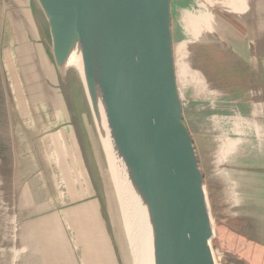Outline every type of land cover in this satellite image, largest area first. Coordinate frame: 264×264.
<instances>
[{"label":"water","instance_id":"water-1","mask_svg":"<svg viewBox=\"0 0 264 264\" xmlns=\"http://www.w3.org/2000/svg\"><path fill=\"white\" fill-rule=\"evenodd\" d=\"M31 1L54 81L47 86L46 77L38 90L60 101L68 123L78 126L94 196L118 256L126 246L120 240V249L112 233L95 169L101 149L116 183L117 146L144 211L154 264H217L215 222L179 85L175 0Z\"/></svg>","mask_w":264,"mask_h":264},{"label":"crops","instance_id":"crops-1","mask_svg":"<svg viewBox=\"0 0 264 264\" xmlns=\"http://www.w3.org/2000/svg\"><path fill=\"white\" fill-rule=\"evenodd\" d=\"M8 2L7 5L5 0H0V34L3 31L7 41H1L0 37V63L12 69L15 76L22 75L27 87L36 90L34 95L31 93L33 99L28 98L33 100L36 114L43 115L41 119L29 116L27 121L19 123V136L12 141V204L21 214L15 217L11 264H98L101 258V264H121L111 257L115 246L102 215L98 216L99 224L95 226L89 155L84 153L78 126L68 123L60 101L57 104L47 100L38 90L46 77L47 86L54 81L48 77L45 41L35 24L33 3L31 0ZM220 2L223 0L213 3L218 6L213 34H220L217 26L224 28V23H230L219 11ZM249 2L252 6L262 5L263 12L258 14L253 6L246 19L237 15L234 20L238 24L231 21L239 32L246 30L247 41L239 39L227 45L217 42L236 54L248 71L244 78L238 74L230 78L217 75L214 85L205 75L210 91L203 98L205 117L214 114L210 119L222 136L221 145H217L221 147L216 148L215 155L216 185L214 182L210 188L215 217L212 241L221 256L234 260L232 264H264V0ZM208 7L211 6L207 0H175V42L177 32H183L181 35H187L189 40L212 33L208 28L213 13ZM191 8L196 12H185ZM185 24L191 28L187 30ZM26 103L31 106L28 100ZM29 106L28 114L31 113ZM90 160L94 165L92 154ZM35 191L41 202L45 201L47 210L23 215L22 209L29 204L27 196L32 197L33 192L37 198ZM77 205L86 207L87 214H92L88 229L90 222L94 233L102 234H97L100 258L94 259L93 248L88 253L86 244L72 227V213ZM48 212L52 217L45 216Z\"/></svg>","mask_w":264,"mask_h":264},{"label":"rangeland","instance_id":"rangeland-1","mask_svg":"<svg viewBox=\"0 0 264 264\" xmlns=\"http://www.w3.org/2000/svg\"><path fill=\"white\" fill-rule=\"evenodd\" d=\"M215 0H207V2L210 3V10H212V22L209 25L208 30L212 32L214 29V23L217 21L216 15H215V8L218 7L217 3L213 4ZM250 0H223V3L220 2V9L219 11L225 15L227 18L231 19L234 24H238L234 17L237 15H243L246 19L247 16H249V11L252 10L253 6L249 2ZM181 4H179L180 6ZM254 11H256L258 14L263 12L262 5L256 4ZM190 11L189 13H195V9H186L185 12ZM216 11V12H219ZM236 14V15H235ZM242 18V16H240ZM226 21H229L228 19ZM191 19V24H192ZM190 24V23H189ZM199 24V23H197ZM185 27L187 30L191 28V25L185 24ZM237 26H232L231 23H224L220 27L217 26L216 31L220 34H213L212 33H206L202 36L204 37L202 42L204 40H212L211 37H215L218 41H220L223 44L227 43H233L239 41V39L246 40V30L245 32L241 33L239 32V28L236 29ZM232 29V31H231ZM176 34V42H175V50H176V58H177V69H178V75H179V85L180 90L183 96V102H184V112H185V118L187 120V123L192 131V134L194 136L195 145H196V151L198 153L199 159H200V165L202 167V170L204 172V183L206 187V191L208 194V202L210 206V211L212 218L215 222V217L213 214V208H212V202H211V186L215 182L216 185V179H213L214 177V169H215V155H216V148L221 147L217 146L218 144L221 145L222 142V136L221 132H217L215 122L212 121L210 118L211 116H214V114L208 115L206 117L209 118L210 121L205 117L204 112V96H207L209 94V87L206 82V76L205 72L203 70V66L200 64L198 59V49L196 42L201 38L197 39H187V35H181L183 32H177ZM1 41H6V34L2 31L0 34ZM258 39V38H257ZM205 44V43H204ZM209 43L205 44L208 45ZM3 63V60H2ZM2 68V80L4 89L6 92V105H7V111H8V118H9V130L11 139L13 141V138H18L19 136V126L18 124L21 122H25L28 120L29 116H33L35 119H41L43 116L37 115L36 111L37 109L33 106V100H30L28 96L34 95L36 91L30 90L29 87L26 85V81L23 79V76H15L14 71L12 69H9L8 66L5 64H1ZM209 96V95H208ZM33 99V98H32ZM26 100H28L29 106L26 103ZM261 102V101H259ZM27 106L31 109V113L28 114ZM208 114V113H207ZM259 115V114H258ZM243 117V115H242ZM65 147V146H64ZM99 151V150H98ZM100 158L96 157L95 155V169L97 174V189L100 193V196L102 198V205L104 207V212L107 217L108 223L110 224L112 228V233L114 236L118 238V243L120 249H122V243H124V246H126V254L125 251H122L123 253L118 256L116 253L114 247V252L112 250L111 257L113 259H117L118 262L121 260L123 261V264H134L133 259L130 254V250L128 247V244L126 243V235L124 230V222L123 217L121 213L120 208V202L118 198L116 183H113V178L111 174L109 173L107 164L105 160L103 159V155L101 153L100 149ZM66 179H70L69 177H66ZM65 179V180H66ZM31 187V184H30ZM32 188V187H31ZM73 188V187H72ZM35 197L34 193L32 192V197L27 196V200L29 201V204H26L25 207L22 209L23 215H34L35 213H45L43 212L44 209H46L47 205L45 204V201L41 202L40 195L37 191ZM33 198V199H32ZM34 200V201H33ZM33 201V203H32ZM38 203L39 208L36 207V203ZM40 202L42 204H40ZM97 204V205H96ZM75 211L72 213L73 215V221H72V227L74 231H76L81 236V241L84 242V248L88 250V253L91 254V248H93V256L94 259L100 258L101 250H100V244H99V238L97 234L102 235L101 233L95 234L94 231L91 229V224L89 222V229H88V219L90 220V215L92 217V214L88 215L86 212V207L84 209L81 208V206H76ZM94 209H95V223L96 228L99 224L98 221V210L100 211L101 208L98 206L97 198L94 196ZM47 210V209H46ZM21 210L16 209L15 205L12 204V211H8L5 216V225L7 227L5 228V236L9 235L10 226H11V234H13V229L15 227V217H20ZM68 215V214H67ZM45 216L52 217L51 213L48 212ZM44 216V217H45ZM75 216V217H74ZM69 217V215H68ZM36 218V217H33ZM100 219V218H99ZM105 222V221H104ZM117 227L119 229L120 237L117 234ZM105 231V229H104ZM106 236V235H105ZM107 237V236H106ZM107 240L109 241L108 237ZM121 240V242H120ZM113 241V239H112ZM114 242V241H113ZM117 242V241H116ZM106 243V241H105ZM212 248L214 251V256L216 259L217 264H232L235 263L232 258L221 256L219 252L216 251V249L213 246ZM115 244V242H114ZM127 244V245H126ZM112 248V246H111ZM124 248V247H123ZM0 252L4 253L6 252V247L4 245L0 246ZM115 253V254H114ZM101 260L98 262V264H101Z\"/></svg>","mask_w":264,"mask_h":264},{"label":"trees","instance_id":"trees-1","mask_svg":"<svg viewBox=\"0 0 264 264\" xmlns=\"http://www.w3.org/2000/svg\"><path fill=\"white\" fill-rule=\"evenodd\" d=\"M223 17L231 23V19L225 15ZM200 38L196 44L198 49V59L203 66L205 75L214 85L217 75L230 76L238 74L244 78L248 68L246 64L237 59L236 54L227 48L220 47L215 38L212 40H204ZM209 43L208 45L205 44ZM217 43V44H216ZM1 61V60H0ZM231 62V63H230ZM187 121V120H186ZM13 173H14V154L13 143L9 130V118L6 105V92L2 80V68L0 63V246L6 247V252H0V264H11V244L12 234L11 226L9 235L5 236V210L12 211L13 201ZM97 205V204H96ZM98 210V216H101Z\"/></svg>","mask_w":264,"mask_h":264},{"label":"bare ground","instance_id":"bare-ground-1","mask_svg":"<svg viewBox=\"0 0 264 264\" xmlns=\"http://www.w3.org/2000/svg\"><path fill=\"white\" fill-rule=\"evenodd\" d=\"M100 114L102 116V122H104L105 116L101 107ZM117 152L119 157L116 159L114 177L118 189L126 236L129 240L133 260L135 264H154L151 234L150 231H147L143 219L142 212L144 213V211L140 199L132 187L125 157L118 146ZM117 234L118 236L120 235L118 227Z\"/></svg>","mask_w":264,"mask_h":264},{"label":"built area","instance_id":"built-area-1","mask_svg":"<svg viewBox=\"0 0 264 264\" xmlns=\"http://www.w3.org/2000/svg\"><path fill=\"white\" fill-rule=\"evenodd\" d=\"M212 14H210V16H211Z\"/></svg>","mask_w":264,"mask_h":264}]
</instances>
